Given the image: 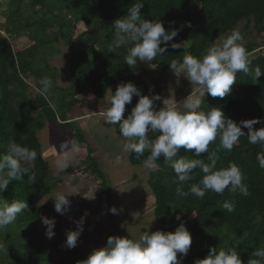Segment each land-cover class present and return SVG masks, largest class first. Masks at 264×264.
I'll return each mask as SVG.
<instances>
[{
  "label": "trees",
  "instance_id": "1",
  "mask_svg": "<svg viewBox=\"0 0 264 264\" xmlns=\"http://www.w3.org/2000/svg\"><path fill=\"white\" fill-rule=\"evenodd\" d=\"M2 13L6 21L0 28V155L6 153L11 139L37 151L32 171L36 174V182L31 183L25 176L23 181L10 180L4 198L11 202L14 199L26 200L29 208L17 216L16 242L25 249V264H76L87 256L76 247L68 249L66 238L59 239L54 247L46 244L44 236L38 228V218L48 211H55L54 199L49 197L44 204H39L52 191L54 174L50 163L44 157L43 143L39 133L50 123L58 124L62 131L74 132L79 143H87L83 129L76 121L69 118V113L76 107L80 99L77 95L93 93L94 98L104 99L109 96L108 89L115 92L121 82H132L143 95L159 94L157 81L154 88L148 78L152 74L146 62H140L135 69L130 68L124 57L127 49L122 47L115 52L111 50L114 38L113 21L127 14L134 3H143L140 9L142 18L161 20L166 31L171 28L178 30L173 41L163 56L157 57L152 64L162 69H170L172 60H183L184 55L191 54L202 57L207 47L236 29L237 25L246 20L254 22L259 33H264V0H9L14 5ZM36 6H40L36 9ZM26 10L29 12L26 13ZM75 20H73V19ZM77 22L86 24V31L76 34ZM169 22H174L170 24ZM8 24V27L4 28ZM57 24L56 37L60 36L71 48L70 72L74 81L69 87L57 84L58 70L50 66L48 58L39 51L41 42L34 38L33 43L21 47L12 39L18 36H36L39 32H47V28ZM4 31V32H3ZM87 42L79 47L81 40ZM185 42V48L172 49L171 43ZM164 46L163 44L161 45ZM260 46V47H258ZM50 47V46H46ZM251 53L259 48L258 56L249 58L250 69L259 66L264 72V45L249 43L245 45ZM38 48V49H37ZM45 60V61H44ZM160 69V70H162ZM151 72V73H150ZM35 77V88H39V80L48 76L53 80V88L47 98L30 92L31 84L25 78ZM86 86V87H85ZM151 86V87H150ZM85 87V88H84ZM151 89V92L149 91ZM138 101L133 96L131 104L126 105L125 118ZM209 107H220L225 116L234 121L258 118L261 123L254 125L264 127V76L259 83H253L251 73L238 72L230 94L224 98L212 97L209 94L203 99L201 110ZM121 136L119 125H114ZM247 133V129H243ZM159 133L149 132L154 139ZM122 137V136H121ZM88 160L90 166L101 180L102 193L106 203L113 201L112 190L108 177L101 169L99 162L92 155ZM218 151L217 168L227 167L229 162L236 163L246 179L249 194L242 196L238 192L227 189L221 194L207 192L203 198L194 195L178 197L176 195V176L161 156L157 161L159 167L153 170L148 179L155 196V217L158 225L154 231H174L181 222L185 223L192 235V244L182 264H194L196 259L207 256L209 249L204 245L206 236L210 237L212 247L220 249L236 248L243 264H247L255 248H264V168L259 167L256 154L264 151L260 144H250L246 136L240 137L239 143L228 152L220 146L219 137L209 145V151ZM148 153L137 157L130 154L133 165H146ZM178 157L195 158L194 150L186 151L181 147ZM201 158L207 162V154ZM195 178L182 187L188 191L192 183H198L203 173L195 170ZM235 202V211L227 213L221 208L225 201ZM181 220H176V215ZM110 217L114 214L110 212ZM7 241L0 237V264H17L14 254L4 253ZM64 249V254L56 258L54 250ZM180 254H178L179 258Z\"/></svg>",
  "mask_w": 264,
  "mask_h": 264
},
{
  "label": "clouds",
  "instance_id": "2",
  "mask_svg": "<svg viewBox=\"0 0 264 264\" xmlns=\"http://www.w3.org/2000/svg\"><path fill=\"white\" fill-rule=\"evenodd\" d=\"M142 7L143 3H134L125 16L113 21L111 50L115 52L126 48L124 62L132 69L140 62H148L149 67L154 69L157 64L151 62L163 56L169 47L168 42L174 40L178 30L171 28L166 31L161 20L142 18ZM170 46L172 49H184L185 42H173ZM250 64L244 37L240 31L233 29L220 43L210 44L202 57L186 53L182 62L174 59L169 63L176 76L182 74L191 84V92L186 98L179 102L164 99L163 107L157 110L155 102L161 100L159 94L143 95L134 83L121 82L115 92L108 89L111 98L100 115L105 124L119 125L121 136L126 141L123 143L126 152H134L137 157L148 153L145 160L147 167H159L157 161L163 156V161L175 173L178 197L186 198L191 194L203 198L209 191L222 195L226 189L247 196L249 189L244 183L246 177L241 168L234 162H229L227 167L217 168L219 150L209 151V145L219 137L220 146L231 152L240 137L246 136L250 144L264 146V127L254 128L261 120L252 118L236 122L225 116L220 107H209L205 112L201 110V105L206 93L220 98L230 94L238 72L251 73L253 83H259L264 72L259 66L250 69ZM39 85L36 91L47 98L53 88V80L44 76L39 80ZM133 96L138 97V101L125 118L126 105L132 103ZM243 129H247V133ZM149 132L159 134L151 139ZM181 147L186 151L194 150L195 158L178 157ZM59 149L60 155L54 160L57 173L65 172L71 166L74 156L81 152V145L75 138H66L59 144ZM202 153L207 154V162L201 158ZM36 158V150L11 139L6 153L0 155V193L6 190L10 180L20 182L27 176L29 182L35 183L36 174L32 167ZM256 159L259 167L264 168V151L258 152ZM197 169L203 173L202 178L185 191L182 186L195 178ZM70 194L57 192L55 195L54 208L60 215L70 210L71 201L67 198ZM28 208L26 200L14 199L9 202L0 196V229L14 223L18 214L26 212ZM221 208L232 213L235 202L225 200ZM109 211L118 214L115 206ZM176 220H181L179 214ZM41 222L46 226V237L52 239L55 235V218L41 216ZM75 223L76 229L66 233L65 246L68 249L76 247L84 230V217ZM191 244L192 235L185 223L181 222L174 231H147L139 239L109 236L104 247L94 248L86 259L78 260L76 264H182ZM251 257L254 258H250L247 264H264V248H255ZM194 264H243V261L235 247L218 251L217 247L209 246L207 256L196 259Z\"/></svg>",
  "mask_w": 264,
  "mask_h": 264
},
{
  "label": "rangeland",
  "instance_id": "3",
  "mask_svg": "<svg viewBox=\"0 0 264 264\" xmlns=\"http://www.w3.org/2000/svg\"><path fill=\"white\" fill-rule=\"evenodd\" d=\"M16 3L15 1L14 5H9V0H0V28L6 21V16L2 12L6 11L8 7L9 9L15 8ZM35 8L39 9L40 6ZM28 12L26 10V13ZM6 27H8V24L4 28ZM76 28V34H81L87 29L84 22H77ZM58 29V25L55 24L48 27L47 32H39L35 37L32 36L31 38L30 35L18 36L12 41L21 47L33 43V38L41 42L40 53L45 55L50 66L56 68L60 73L57 77V84L61 87H69L74 81L70 72V56L73 50L71 51L63 38L56 37L55 33ZM236 30L243 35L245 45L249 43L264 45V33L258 32L254 22L244 20L237 25ZM229 33L221 37L217 43H220ZM84 39L78 43L79 47H83L88 41L87 37ZM82 43L83 46L79 45ZM258 50L259 48H255L249 53V58L257 57ZM146 65L148 70L152 72L147 81L148 85L150 84L153 87V80L155 79L158 85L155 91L157 89L160 91L161 100L155 102L157 110L163 107L164 99H175L179 102L190 94L191 84L182 74L176 76L171 68L162 69L163 67L157 66L153 69L149 67L148 62H146ZM25 78L31 84L30 92L37 93L34 86L35 77L33 75L26 77L25 75ZM86 97L84 98L80 94L77 95L80 103L71 111L69 118L79 123V126L85 132L87 143H80L81 152L74 156L71 166L65 172H56L54 160L60 155L58 143L66 138H75L74 132L70 130L62 131L58 124L50 123L39 133V139L43 143L45 155L50 162L51 172L55 177L51 193L39 204H44L49 197L55 199L57 192L72 194L67 197L71 201L70 210L64 215H60L53 210L44 212L41 215L55 218L54 237L52 239L46 237V226L42 224L41 216L38 218V228L44 236L46 244L54 247L59 239L66 238L68 230L76 229L75 221H79L81 217H84V230L78 238L77 246L88 256L94 248L104 247L109 236L139 239L144 232H154V227L158 223L154 213L155 196L148 184L149 175L156 168H150L146 165H133L130 161L131 153L123 149V143L126 142L124 138L117 134L114 125H104L105 122L102 120L100 113L105 109L110 98L95 99L93 95H87ZM101 123L103 126H101ZM90 147L93 149L92 155L108 177L113 194L111 205L106 203L100 184L101 180L90 166L88 160L91 155ZM0 196L4 198L3 193H0ZM113 206L118 209V214L110 217L109 209ZM17 225L16 220L4 229H0V237L5 238L7 241L3 252L15 253L18 257L15 259L16 263L25 264L22 259V257L25 258V249L16 242L17 232L21 230ZM209 242L210 237L206 236L204 245L207 249L212 246ZM63 254L64 249L54 250L56 258H60Z\"/></svg>",
  "mask_w": 264,
  "mask_h": 264
},
{
  "label": "crops",
  "instance_id": "4",
  "mask_svg": "<svg viewBox=\"0 0 264 264\" xmlns=\"http://www.w3.org/2000/svg\"><path fill=\"white\" fill-rule=\"evenodd\" d=\"M87 95L90 96V95H93V93H87V94H84L83 97L85 98ZM80 96H81V94H80ZM108 97L111 98V93H109V96H108ZM86 98H87V97H86ZM93 98H94V95H93ZM79 103H80V102H79ZM77 106H78V105H77ZM74 108H75V107H74ZM103 110H104V109H103ZM103 110H102V112H103ZM70 113H71V112H70ZM70 113H69V114H70ZM97 113H98V112H97ZM100 119H101V118H100ZM74 121H76V120H74ZM98 121H100V120H98ZM98 121H96V122H98ZM55 124H56V123H55ZM78 125H79V123H78ZM104 125H105V123H104ZM101 126H103L102 123H101ZM62 141H63V140H62ZM62 141H61V142H62ZM61 142H60V143H61ZM60 143H58V144H60ZM43 148H44V147H43ZM44 157L47 159V157H46V155H45V151H44ZM47 160H48V159H47ZM48 162H49V160H48ZM49 163H50V162H49ZM50 168H51V165H50Z\"/></svg>",
  "mask_w": 264,
  "mask_h": 264
}]
</instances>
